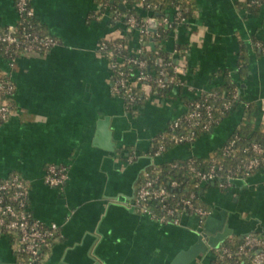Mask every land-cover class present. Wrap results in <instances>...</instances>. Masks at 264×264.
I'll return each mask as SVG.
<instances>
[{
  "label": "crops",
  "instance_id": "1",
  "mask_svg": "<svg viewBox=\"0 0 264 264\" xmlns=\"http://www.w3.org/2000/svg\"><path fill=\"white\" fill-rule=\"evenodd\" d=\"M29 2L58 44L48 53H25L13 61L0 55V68L15 85L13 112L0 123V177L19 173L30 186L34 217L59 227L62 241L45 264L63 258L68 264H91L94 249L107 264H156L183 237L180 229H163L131 210L133 180L148 162L152 137L185 111L183 96L195 97L223 83V73L236 82L238 94L241 88L240 97L257 103L256 120L264 124V6L195 0L196 15L172 30L164 44L168 52L176 46L184 50V84L168 97H150L133 116L112 94L110 65L98 52L101 38L121 30L111 23V13L102 12L95 0ZM19 19L15 0H0V29ZM131 44L140 46L137 39ZM243 49L249 64L241 77ZM246 113L243 103L209 133L171 148L158 161L206 156L232 135ZM53 164L68 173L61 188L45 182ZM202 194L214 215L227 211L232 236L241 239L251 230L264 236V164L226 189L212 184ZM184 223L197 225L193 216L184 217ZM214 258L210 250L195 264H211ZM0 260L15 263L5 237L0 238Z\"/></svg>",
  "mask_w": 264,
  "mask_h": 264
},
{
  "label": "built area",
  "instance_id": "2",
  "mask_svg": "<svg viewBox=\"0 0 264 264\" xmlns=\"http://www.w3.org/2000/svg\"><path fill=\"white\" fill-rule=\"evenodd\" d=\"M241 1H246L251 6H264V0ZM15 6L20 15L18 23L21 22L23 15L33 16L35 14L33 8L28 7V0H18ZM135 7L142 8L143 3H137ZM100 8L102 12L109 11L111 13V23L115 26L119 25L121 29L119 35L115 37L106 35L105 39L111 40L121 38L125 33L130 32L133 35L131 42L137 39L140 46L134 48L130 42L129 45L119 43L118 48L129 46L131 54L133 53L136 56H141L153 49L151 46L153 40H144L140 36L141 33L149 34L158 25L162 24L172 25L175 23L177 25L175 28H177L181 25L188 24L190 20L184 16L182 11L178 8L171 9V14L169 13L162 21L157 20V18L151 14V11L148 10L141 21H139L133 14H121L118 13L117 10H111L108 4H100ZM16 25H10L6 31L0 32V44H5V53L9 55L10 61L18 58L12 57V54L9 53L10 49L21 42L16 33ZM23 38L24 52L22 54H45L58 44L57 39L50 36L40 37L35 31L25 32ZM97 47L98 52L102 55L101 51L107 47L106 42H98ZM182 52H184V50L181 46H176L169 52V58L173 60V72L178 77V81L174 83V87L184 84L182 75L186 72V65L185 58L180 57ZM126 61L137 65L133 76H131L130 71L127 69L122 68L118 70L119 67L124 66ZM161 61L162 59L159 58L158 62ZM169 64L172 63L169 62ZM109 65L111 69V89L113 92L119 94L125 87L140 86L144 91L150 94L149 85L152 81V73L146 71L148 65L146 60L141 58L138 59L137 57H129L128 55L116 56L115 62L109 63ZM113 71L118 72L115 81L111 80L115 75ZM167 75V72L161 70L160 75L154 79L159 88L171 89L168 85L169 80ZM201 91L198 95H200ZM14 93L15 85L12 80L6 76L0 82V123L7 120L13 112L12 98ZM211 95L212 93L210 96ZM152 96L158 95L153 94ZM234 96L236 97L237 94ZM130 97L131 99H135L134 95ZM226 107H229V104H226ZM186 111L185 107V111L170 121L167 126L171 131H178L171 136V140L175 146L192 144L195 142V140L199 138L197 136L196 126L202 131V135L209 133L213 129L212 123L215 120L212 114L211 104H206L205 102L197 100L192 103L191 109L188 112ZM202 119L207 120L202 121ZM183 123L188 127L187 132L181 129ZM233 143L234 142L226 146L225 150H229ZM173 147L161 143L157 149L149 153L152 158V163L142 171L136 182L132 206L139 213L149 215L152 219L164 224L172 223L174 225H181L183 216L188 213L189 216L196 218V228L201 230L211 210H206L195 203L196 191L194 189L190 190L189 188H185L184 192L177 193V190L182 187V182L180 180H163L161 175L156 173V165L160 162L158 159ZM250 148L256 155L243 161L242 164L239 165V168L244 169L245 173L240 176H233L231 174L232 172L229 171L224 177V180H222L217 187L220 189L228 188L235 178L249 176L251 170L264 163V148L257 142L252 143ZM192 163H194L193 160ZM189 172L194 173V177L197 180L195 183L196 187L200 185L204 187V185L210 182L216 185V180L220 178L214 165L209 169H205L202 166L197 167L196 165H191ZM44 178L49 186L61 188L68 178V173L65 167L53 164L48 166ZM10 188H14V192L12 194H7L6 191ZM202 190L203 188L201 192ZM0 192H2V194H0V234L5 238L12 232H17L18 234V244L14 255L15 264H41L43 249L48 245L50 238L56 232L58 233L59 227L54 223H45L28 213L27 204L30 186L22 176L14 175L10 181L1 183ZM213 250L215 252V258L211 264H264V236L260 234H246L235 247L221 244L218 248Z\"/></svg>",
  "mask_w": 264,
  "mask_h": 264
},
{
  "label": "trees",
  "instance_id": "3",
  "mask_svg": "<svg viewBox=\"0 0 264 264\" xmlns=\"http://www.w3.org/2000/svg\"><path fill=\"white\" fill-rule=\"evenodd\" d=\"M98 4H108L111 7V10H117L118 13L121 14H133L137 17L139 21L143 18L146 11H151V14L157 18V20L162 21L168 14H171V9L178 8L182 11L183 15L187 18L191 19L196 14L195 0H95ZM18 0H15V5ZM143 3L142 8L135 7V4ZM243 4L250 8L254 9L258 6H251L248 2L243 1ZM122 5V6H121ZM28 7H31V4L28 0ZM124 7V8H123ZM177 25L173 23L172 25H158L153 31L149 34L141 33V38L146 41L153 40L155 48L147 51L141 56H136L133 53L131 54L130 48L123 47L118 48L119 43H123L124 45H129L133 35L129 33H125V35L121 38L106 40L105 37L101 38L99 42H106L107 47L103 49L102 55L107 59L108 63L115 62L116 56H129V57H137L138 59H144L147 61L148 65L146 71L152 73V81L150 83V94L147 91H144L140 86H129L122 89V91L118 94L112 91L113 95H117L121 97L125 102L126 111L136 116L139 114L141 107L145 104V102L152 97L153 94H157L161 97H168L170 95V91H167L168 88H159L154 81V79L160 75V71L164 70L168 73V85L173 89L174 83L178 81L177 75L173 72V60L169 58V52L166 51L163 46L164 42L168 39L171 31ZM8 26L5 28H1L0 32L6 31ZM17 35L20 39V43L16 46L14 45L12 49H10L9 53L12 54V57H19L24 52V38L23 34L25 32L35 31L40 35V37H53L57 39L54 35L50 34L47 28L40 22V20L34 14L33 16L23 15L21 22L16 25ZM58 40V39H57ZM0 55L4 57H9L5 53V44H0ZM161 58L162 61L158 62V59ZM171 62L172 64H169ZM248 64H249V56L246 49L240 54L239 58V74L241 77L247 75L248 72ZM127 69L130 71L131 76L136 71L137 65L130 63L128 61L125 62L123 67H119L120 69ZM117 71V70H116ZM115 72V75L112 77V81L116 80L118 72ZM228 73H223L222 76L224 78L223 83L217 84L214 88L208 90H202L200 95L195 97H187L183 96V100L186 107V112H188L192 103L200 100L201 102H205L206 104L212 105V114L214 117V122L212 123L213 128L216 127L219 122L229 115L233 110L238 108L241 104L245 103L247 108V113L240 122V124L234 129L232 135L220 146L213 150H211L206 156H193V157H178L174 158L170 161H160L156 165V173L161 175L162 179L171 180L178 179L182 182V187L177 190V193L184 192L185 188H189L190 190L196 191V197L194 199L195 203L206 210H212L210 204H208L201 192L202 188L206 186H210L213 183H207L196 187L195 183L197 180L194 177V173H190L189 169L191 165H196L197 167H204L205 169L211 168L212 165L215 166V170L220 175V178L216 180V186L224 180L227 172L231 171L233 176H240L245 173L244 169L239 168V165L242 164L243 161L248 160L255 156L256 154L251 150V145L254 142L259 143L264 148V124L258 123L257 111L258 105L256 102H248L243 97H240L237 93V84L234 82ZM6 77L5 72L0 68V82ZM182 86V85H181ZM212 95L210 96V94ZM237 94L235 97L234 95ZM135 96V99H131L130 96ZM226 104H229V107H226ZM13 106V102H12ZM207 119H202V121H206ZM181 129L184 132L188 131V127L185 123L182 124ZM197 136L200 137L203 133L200 131L199 127L196 126ZM178 132V131H177ZM177 132L171 131L169 128L159 132L154 137H152L150 141V146L148 153L153 152L161 143L166 144L169 147L175 146L173 141L171 140L172 134ZM233 143L232 147L229 150H225V147L230 143ZM192 160L194 163H192ZM264 163H262L259 167L254 168L250 171L252 174L255 170L259 169ZM14 175H19L16 171L11 172L6 177H0V184L6 181H10ZM142 177V176H141ZM140 177V178H141ZM14 192V188H10L6 191L7 194H12ZM2 194V192H0ZM27 211L30 215H33L30 209V203L28 199ZM2 235L0 234V238ZM60 230L58 233L56 232L49 240L48 245L43 249L41 264H45L51 255L53 247L62 241ZM9 245L12 249L13 255H15L18 234L17 232L9 233L7 236ZM240 242V238L236 236H232L226 239L223 243L224 245L235 247Z\"/></svg>",
  "mask_w": 264,
  "mask_h": 264
},
{
  "label": "water",
  "instance_id": "4",
  "mask_svg": "<svg viewBox=\"0 0 264 264\" xmlns=\"http://www.w3.org/2000/svg\"><path fill=\"white\" fill-rule=\"evenodd\" d=\"M122 6V5H121ZM124 8V7H123ZM151 46L154 49L155 45L151 42ZM173 89H167L170 91ZM242 94L241 88H239V95ZM148 162L139 170L133 180V194L132 198H134L135 194V184L144 169L152 163V158H147ZM132 211H136V209L131 206ZM137 212V211H136ZM135 212V213H136ZM147 217L152 223H156L161 226L163 229L167 227L177 228L181 230L182 241L176 246H173L170 250L168 256L159 257L157 259L156 264H195L196 261L201 258L203 254L206 252L218 248L221 244H223L227 238L234 235L233 228L229 224V220L227 218V211H220V216L214 215V213H210L202 226L201 230L197 228H188L185 227L184 217L189 216V214H185L183 216L181 225H174L172 223L164 224L160 223L154 219H152L149 215L143 214ZM254 233V230H251L246 234ZM242 235V237L244 236ZM89 254V253H88ZM89 258L91 260V264H107L105 260L101 259L96 254V249H94L93 253L89 254ZM0 264H15L4 262L0 260ZM59 264H68L66 259L63 258Z\"/></svg>",
  "mask_w": 264,
  "mask_h": 264
},
{
  "label": "rangeland",
  "instance_id": "5",
  "mask_svg": "<svg viewBox=\"0 0 264 264\" xmlns=\"http://www.w3.org/2000/svg\"><path fill=\"white\" fill-rule=\"evenodd\" d=\"M180 146H182V145H180Z\"/></svg>",
  "mask_w": 264,
  "mask_h": 264
}]
</instances>
